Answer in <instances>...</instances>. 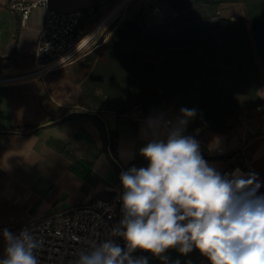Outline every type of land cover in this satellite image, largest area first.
Segmentation results:
<instances>
[{"label":"crops","instance_id":"crops-1","mask_svg":"<svg viewBox=\"0 0 264 264\" xmlns=\"http://www.w3.org/2000/svg\"><path fill=\"white\" fill-rule=\"evenodd\" d=\"M14 1L0 0V230L10 231L54 211L122 192L120 173L133 165L147 167L148 161L139 153L150 138L144 135L146 121H174L178 117L172 109L158 117H144L138 110H101L97 112L104 129L95 119L80 114L44 126L77 109L67 108L40 80L33 78L43 75L41 71H31L44 10H34L23 26L19 13L11 8ZM122 1L50 3L60 11L95 6L99 18L116 5L123 8L128 0ZM129 17L138 22L136 17ZM259 67L258 94L263 102L258 108L231 119L221 132L186 128L185 134L200 142L204 159L222 174L236 169L256 173L261 182L258 194H264V68L261 64ZM235 152H240V156L232 162L228 155ZM120 219L119 209L117 224ZM119 243L124 245L122 238ZM4 248L0 235V258ZM134 255L146 256L148 264H162L150 253L137 251ZM167 256L177 264H209L196 250L187 256L169 250Z\"/></svg>","mask_w":264,"mask_h":264},{"label":"trees","instance_id":"trees-1","mask_svg":"<svg viewBox=\"0 0 264 264\" xmlns=\"http://www.w3.org/2000/svg\"><path fill=\"white\" fill-rule=\"evenodd\" d=\"M167 1L175 15L148 27L125 20L76 60L79 103L91 111L138 110L144 117L196 109L188 130L221 132L263 102L264 0ZM236 2L244 15L221 14L223 4ZM80 115L104 129L98 116Z\"/></svg>","mask_w":264,"mask_h":264},{"label":"clouds","instance_id":"clouds-1","mask_svg":"<svg viewBox=\"0 0 264 264\" xmlns=\"http://www.w3.org/2000/svg\"><path fill=\"white\" fill-rule=\"evenodd\" d=\"M195 116L196 109L181 108L174 121H146L144 135L150 138L139 153L147 167L133 165L119 176L121 219L110 235L124 245L111 238L91 241L73 264H148L137 251L177 264L170 262L169 250L182 256L199 251L209 264H264L258 175L239 169L222 174L205 160L200 142L185 134ZM0 235L5 242L0 264H40L41 241L27 228L18 234L4 228Z\"/></svg>","mask_w":264,"mask_h":264},{"label":"built area","instance_id":"built-area-1","mask_svg":"<svg viewBox=\"0 0 264 264\" xmlns=\"http://www.w3.org/2000/svg\"><path fill=\"white\" fill-rule=\"evenodd\" d=\"M11 8L19 13L23 26L28 24L34 10H44L31 74L61 68L84 55L89 42L83 44L82 41L90 26L98 24L95 6L60 11L51 6L50 0H15ZM239 156L240 152L228 155L232 162ZM121 193L117 191L111 198L98 197L88 204L54 211L11 232L18 234L21 229L27 228L41 241V247L36 252L40 264H73L78 252L87 249L91 241L111 238L119 243V238L112 237L110 233L117 225Z\"/></svg>","mask_w":264,"mask_h":264},{"label":"rangeland","instance_id":"rangeland-1","mask_svg":"<svg viewBox=\"0 0 264 264\" xmlns=\"http://www.w3.org/2000/svg\"><path fill=\"white\" fill-rule=\"evenodd\" d=\"M124 1L125 0L122 2ZM243 9V4L241 2H236L223 4L220 11L222 15L231 16L233 19H236L238 16L244 15ZM105 15L106 14L99 17L97 23H99ZM130 15L136 17L139 24L143 27H148L155 24L154 22L158 23L168 16L175 15V12L167 0H128L127 4L117 14L111 16L110 19L102 24L100 30L95 32L96 38L94 42H89L86 50L92 49L100 42L103 43L110 36L115 25H119L125 20L132 19L129 17ZM148 23L150 25H148ZM93 28L94 26H90L88 32L92 31ZM77 62L78 61L75 60L66 66L46 73L42 71L43 75L41 77L33 78L40 80L43 86H45L52 95L62 101L67 108L85 109V107L79 103L81 83L77 80ZM258 62L259 65L261 64L264 68V61L259 59Z\"/></svg>","mask_w":264,"mask_h":264},{"label":"bare ground","instance_id":"bare-ground-1","mask_svg":"<svg viewBox=\"0 0 264 264\" xmlns=\"http://www.w3.org/2000/svg\"><path fill=\"white\" fill-rule=\"evenodd\" d=\"M122 8L119 6V5H117V6H115L112 10H110L104 17H103V19L93 28V30L92 31H90L87 35H85V37H84V39H83V41H82V43L84 44V43H88V42H90L91 43V41H93L94 42V40H95V32L96 31H99L100 30V28H101V26H102V24L105 22V21H107L108 19H110V17L111 16H113L114 14H117L120 10H121ZM99 21V20H98ZM90 46V45H89ZM42 72V71H41Z\"/></svg>","mask_w":264,"mask_h":264},{"label":"water","instance_id":"water-1","mask_svg":"<svg viewBox=\"0 0 264 264\" xmlns=\"http://www.w3.org/2000/svg\"><path fill=\"white\" fill-rule=\"evenodd\" d=\"M73 114H88V115L100 116V114L97 111H91V110H87V109H77V110H73V111L63 115L60 118H57L55 120H51V121H49V122H47L46 124H43V125L45 126V125H49V124L55 123L57 121L65 119V118H67V117H69L70 115H73ZM36 129H38V128H36Z\"/></svg>","mask_w":264,"mask_h":264}]
</instances>
